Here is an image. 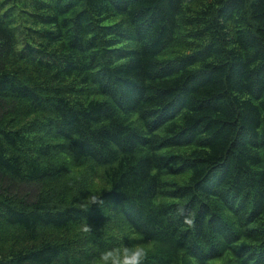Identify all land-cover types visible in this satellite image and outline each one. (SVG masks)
<instances>
[{
    "label": "trees",
    "instance_id": "trees-1",
    "mask_svg": "<svg viewBox=\"0 0 264 264\" xmlns=\"http://www.w3.org/2000/svg\"><path fill=\"white\" fill-rule=\"evenodd\" d=\"M130 234L145 264H264V0H0V264Z\"/></svg>",
    "mask_w": 264,
    "mask_h": 264
},
{
    "label": "clouds",
    "instance_id": "clouds-1",
    "mask_svg": "<svg viewBox=\"0 0 264 264\" xmlns=\"http://www.w3.org/2000/svg\"><path fill=\"white\" fill-rule=\"evenodd\" d=\"M103 190H96L89 193L87 197V205H99L104 202L102 198ZM86 205V207H87ZM189 224L191 220L187 221ZM92 231L90 224L82 226L83 233H89ZM128 239L135 241L137 237L134 234H130ZM152 250V245L142 243H129L123 247H112L102 250L96 258L92 261V264H145L148 256Z\"/></svg>",
    "mask_w": 264,
    "mask_h": 264
},
{
    "label": "rangeland",
    "instance_id": "rangeland-1",
    "mask_svg": "<svg viewBox=\"0 0 264 264\" xmlns=\"http://www.w3.org/2000/svg\"><path fill=\"white\" fill-rule=\"evenodd\" d=\"M56 161L64 163L66 168V178L70 181H76L77 185L87 186L93 191L100 190L104 187L102 179V171L97 167H92L89 164L75 165L69 155L64 152H60L55 156ZM32 189V188H27ZM26 190V191H27ZM137 237V236H136ZM142 243L145 244L139 237L135 241H129V243ZM128 243V244H129Z\"/></svg>",
    "mask_w": 264,
    "mask_h": 264
}]
</instances>
